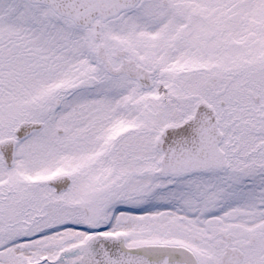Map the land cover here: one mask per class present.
Masks as SVG:
<instances>
[{
    "label": "snow or ice",
    "instance_id": "6c2138e0",
    "mask_svg": "<svg viewBox=\"0 0 264 264\" xmlns=\"http://www.w3.org/2000/svg\"><path fill=\"white\" fill-rule=\"evenodd\" d=\"M0 264H264V0H0Z\"/></svg>",
    "mask_w": 264,
    "mask_h": 264
}]
</instances>
